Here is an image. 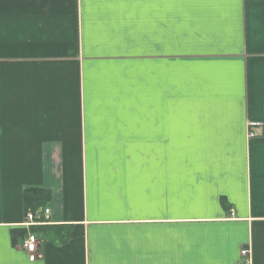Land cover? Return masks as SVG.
<instances>
[{"label":"crops","instance_id":"obj_1","mask_svg":"<svg viewBox=\"0 0 264 264\" xmlns=\"http://www.w3.org/2000/svg\"><path fill=\"white\" fill-rule=\"evenodd\" d=\"M0 264H264V0H0Z\"/></svg>","mask_w":264,"mask_h":264},{"label":"trees","instance_id":"obj_2","mask_svg":"<svg viewBox=\"0 0 264 264\" xmlns=\"http://www.w3.org/2000/svg\"><path fill=\"white\" fill-rule=\"evenodd\" d=\"M24 194L27 209L32 210V212H39V208L43 207L44 203L47 202L50 191L38 186H27ZM44 208H42V211L40 210L42 214L44 213ZM43 217L44 215L41 218Z\"/></svg>","mask_w":264,"mask_h":264},{"label":"built area","instance_id":"obj_3","mask_svg":"<svg viewBox=\"0 0 264 264\" xmlns=\"http://www.w3.org/2000/svg\"><path fill=\"white\" fill-rule=\"evenodd\" d=\"M253 125H259L258 122H254L252 123ZM255 133L254 132H250L249 133V136H254ZM49 212H50V209L46 208L44 210V213L43 214H33V213H29L28 214V224H34V223H38V220L39 218L42 217V215H45V216H49ZM42 219V218H41ZM37 243H38V240L36 238V236L34 234H31L28 236V238L25 240L24 242V248L26 249V251L30 254V258L31 259H34L35 257V253H36V249H37ZM248 250H243V254L244 255H247L248 254Z\"/></svg>","mask_w":264,"mask_h":264},{"label":"rangeland","instance_id":"obj_4","mask_svg":"<svg viewBox=\"0 0 264 264\" xmlns=\"http://www.w3.org/2000/svg\"><path fill=\"white\" fill-rule=\"evenodd\" d=\"M259 124H260V123H259ZM45 209H46V208H45ZM29 213H33V214H42L41 211H39V212H32V211L29 210V212L26 214L27 217H28V214H29ZM243 250H248V251H249L247 255H244V254L242 253L243 256L246 257L247 260H248V262H249V261H250V249H246V248H244ZM243 250H242V252H243Z\"/></svg>","mask_w":264,"mask_h":264}]
</instances>
